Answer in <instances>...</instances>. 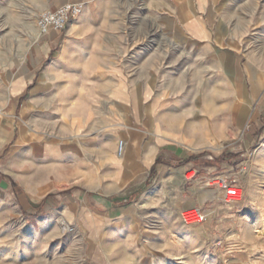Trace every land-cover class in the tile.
Here are the masks:
<instances>
[{
	"label": "crops",
	"instance_id": "1",
	"mask_svg": "<svg viewBox=\"0 0 264 264\" xmlns=\"http://www.w3.org/2000/svg\"><path fill=\"white\" fill-rule=\"evenodd\" d=\"M139 1L47 0L50 10L68 2L82 10L63 31L15 41L28 46L0 54L7 62L0 70V158L11 145L34 141L59 190L52 201L86 238L82 264H212L200 251L204 232L179 215L199 198L182 200L185 189L173 182L148 184L191 155L187 125H211L215 137L218 125L233 123L234 95L250 98L249 74L234 50L211 37L203 0ZM173 47V58L189 54L196 62L189 75L199 76L204 60L211 77L224 72L231 103L202 111L196 97L170 95L177 83L159 61L170 62ZM250 84L251 95L264 91Z\"/></svg>",
	"mask_w": 264,
	"mask_h": 264
},
{
	"label": "rangeland",
	"instance_id": "2",
	"mask_svg": "<svg viewBox=\"0 0 264 264\" xmlns=\"http://www.w3.org/2000/svg\"><path fill=\"white\" fill-rule=\"evenodd\" d=\"M46 2L0 0V54H18L39 36L36 21L48 10ZM202 10L211 37L240 56L243 72L247 68L249 77L243 79L250 98L234 95V121L218 125L217 137L211 134V125L201 121L187 125L193 139L191 155L173 162L172 166L181 167L164 171L148 185L173 182L184 187L182 200L199 198L195 205L182 209L200 208L204 220L183 224L204 232L200 251L212 264H264V91L251 95L250 84L255 90L264 87V0H203ZM159 35L156 30L153 38ZM18 40L28 44L15 43ZM173 49L170 62L159 61L171 74V82L177 83V91L170 95L196 97L202 111L231 103L232 89L224 72L211 77L210 61L204 60L201 74L189 75L196 62L189 54L173 58L177 52ZM6 63L0 60V70ZM120 140L124 150L126 141ZM33 143L28 140V146L21 149L11 145L0 158V264H82L86 238L52 201L59 190L50 186V172L36 158ZM215 176L239 187L242 197L223 202L222 190L207 185Z\"/></svg>",
	"mask_w": 264,
	"mask_h": 264
},
{
	"label": "built area",
	"instance_id": "3",
	"mask_svg": "<svg viewBox=\"0 0 264 264\" xmlns=\"http://www.w3.org/2000/svg\"><path fill=\"white\" fill-rule=\"evenodd\" d=\"M82 10L80 2H68L54 10H44L41 12L36 21L37 32L40 36L47 34L50 30L63 31L68 22L75 19ZM124 142H118V155L122 154ZM207 185L216 186L222 190L221 199L225 203L235 202L239 200L243 192L242 190L230 184L225 178L215 176L207 181ZM180 218L184 224L200 223L204 220L205 215L200 208H184L180 211Z\"/></svg>",
	"mask_w": 264,
	"mask_h": 264
},
{
	"label": "trees",
	"instance_id": "4",
	"mask_svg": "<svg viewBox=\"0 0 264 264\" xmlns=\"http://www.w3.org/2000/svg\"><path fill=\"white\" fill-rule=\"evenodd\" d=\"M45 201H46V199H44V200L42 201V203H45Z\"/></svg>",
	"mask_w": 264,
	"mask_h": 264
},
{
	"label": "bare ground",
	"instance_id": "5",
	"mask_svg": "<svg viewBox=\"0 0 264 264\" xmlns=\"http://www.w3.org/2000/svg\"><path fill=\"white\" fill-rule=\"evenodd\" d=\"M65 224H67V223H65Z\"/></svg>",
	"mask_w": 264,
	"mask_h": 264
}]
</instances>
